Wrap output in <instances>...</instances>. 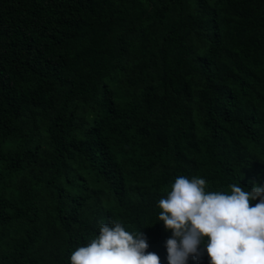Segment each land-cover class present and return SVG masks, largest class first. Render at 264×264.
<instances>
[{"label":"trees","instance_id":"obj_1","mask_svg":"<svg viewBox=\"0 0 264 264\" xmlns=\"http://www.w3.org/2000/svg\"><path fill=\"white\" fill-rule=\"evenodd\" d=\"M180 175L264 187V0H0V264L111 220L167 264Z\"/></svg>","mask_w":264,"mask_h":264},{"label":"clouds","instance_id":"obj_2","mask_svg":"<svg viewBox=\"0 0 264 264\" xmlns=\"http://www.w3.org/2000/svg\"><path fill=\"white\" fill-rule=\"evenodd\" d=\"M229 187L230 192L209 191L205 178L175 179L157 204L158 221L171 232L165 242L167 264H188L204 251L210 264H264V187ZM148 248L141 230L130 232L111 220L71 253L69 264H161Z\"/></svg>","mask_w":264,"mask_h":264}]
</instances>
